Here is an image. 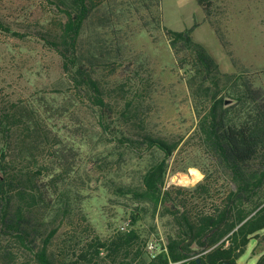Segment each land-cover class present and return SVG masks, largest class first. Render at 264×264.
Segmentation results:
<instances>
[{
	"label": "rangeland",
	"instance_id": "1",
	"mask_svg": "<svg viewBox=\"0 0 264 264\" xmlns=\"http://www.w3.org/2000/svg\"><path fill=\"white\" fill-rule=\"evenodd\" d=\"M94 0L78 39V54L101 86L105 106L80 89L61 56L44 43L59 31L65 7L56 0H0V125L4 164L25 182L31 206L21 203L34 240L21 243L0 229V264H38L32 250L56 229L46 247L62 264L80 260L86 242L135 228L150 239L165 234L171 219L150 202L121 195L119 187L140 185L147 167L162 158L155 149L132 151L116 141L122 132L151 133L167 140L190 136L198 116L184 71L175 60L165 27L193 26L222 72H243L264 102V0ZM208 13V14H207ZM94 94V93H93ZM192 139L168 158L165 188H191L204 176L205 159ZM193 169V170H192ZM198 170V171H197ZM186 181L177 182L173 178ZM28 180V181H27ZM188 181V182H187ZM264 197V187L259 193ZM239 264H255L264 248V229ZM144 256L149 258L144 249ZM105 264H110L109 260ZM118 264V262L116 263Z\"/></svg>",
	"mask_w": 264,
	"mask_h": 264
},
{
	"label": "trees",
	"instance_id": "2",
	"mask_svg": "<svg viewBox=\"0 0 264 264\" xmlns=\"http://www.w3.org/2000/svg\"><path fill=\"white\" fill-rule=\"evenodd\" d=\"M65 7L64 22L55 34L44 35V43L62 59L63 69L70 72L76 86L92 94L93 103L105 106L99 82L78 54V39L94 0H56ZM204 6L205 0H197ZM208 14V13H207ZM0 29L19 35L0 23ZM177 66L184 71L198 116L193 132L185 140H167L151 133L115 136L132 151L155 149L162 158L150 164L140 185L118 188L121 195L150 202L154 212L171 219L166 232V249L154 258L144 256L145 237L135 228L139 217L132 216L131 226L115 230L109 237L86 242L78 254L83 260L69 264H221L237 261L252 240L264 229V102L253 81L243 72H222L206 47L194 40L193 26L183 30L165 27ZM94 93V94H93ZM15 116L0 114L3 131L10 130ZM194 140L205 159L203 178L191 188H165L168 158L179 144ZM7 146L0 147V229L21 243L34 240V225L19 202L13 207L12 195L31 206L33 195L26 198L25 182L16 178L4 164ZM28 181V180H27ZM185 190V191H184ZM56 229L32 250L38 264H62L51 258L47 243ZM255 264H264V248Z\"/></svg>",
	"mask_w": 264,
	"mask_h": 264
},
{
	"label": "built area",
	"instance_id": "3",
	"mask_svg": "<svg viewBox=\"0 0 264 264\" xmlns=\"http://www.w3.org/2000/svg\"><path fill=\"white\" fill-rule=\"evenodd\" d=\"M144 249L149 258H154L161 249H166V242L163 239H150L145 243Z\"/></svg>",
	"mask_w": 264,
	"mask_h": 264
},
{
	"label": "water",
	"instance_id": "4",
	"mask_svg": "<svg viewBox=\"0 0 264 264\" xmlns=\"http://www.w3.org/2000/svg\"><path fill=\"white\" fill-rule=\"evenodd\" d=\"M196 262H197V264H201L200 263V257H198L197 259H196ZM221 264H239L237 261H234V262H231V261H225V262H222Z\"/></svg>",
	"mask_w": 264,
	"mask_h": 264
},
{
	"label": "bare ground",
	"instance_id": "5",
	"mask_svg": "<svg viewBox=\"0 0 264 264\" xmlns=\"http://www.w3.org/2000/svg\"><path fill=\"white\" fill-rule=\"evenodd\" d=\"M193 170V169H192ZM198 171V170H197ZM173 180L174 181H177V182H181V181H186L184 178H182V177H179L178 178V176H175L174 178H173ZM188 182V181H187Z\"/></svg>",
	"mask_w": 264,
	"mask_h": 264
}]
</instances>
